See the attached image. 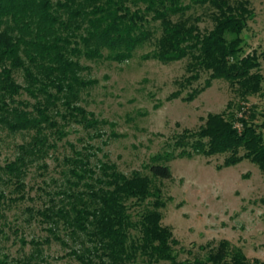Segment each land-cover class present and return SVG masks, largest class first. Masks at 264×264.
Listing matches in <instances>:
<instances>
[{
  "label": "rangeland",
  "instance_id": "obj_1",
  "mask_svg": "<svg viewBox=\"0 0 264 264\" xmlns=\"http://www.w3.org/2000/svg\"><path fill=\"white\" fill-rule=\"evenodd\" d=\"M57 1L52 0V4L56 5ZM237 1L240 0H231V3ZM248 1L253 16L241 34L238 57L255 54L263 81L260 93L248 96L245 103L222 79L211 80L209 87L193 100L185 99L192 90L205 86L211 72L199 70L197 81L180 86L177 83L189 75L188 59L163 64L144 58L153 52L161 35L159 22L151 20L152 14H146L144 29L152 37L134 50L129 60L121 63L109 60L105 50L102 59H79L81 78L93 83L81 91L77 105L96 124L92 127L71 121L63 124L61 115H54L63 124L65 135L58 139L57 135L46 133L48 155L33 159L27 165L22 192L17 191L2 170L15 161L20 146L27 145L35 133L12 132L0 124V264H79L69 256L71 250L88 255L86 249L90 245L84 238H74L61 223L52 225L40 216L48 209H68L70 191H87L83 186L85 179H76L70 173L74 160L85 163L84 168L89 170L86 179L100 177L104 165L114 166L126 177L139 174L150 178L166 202L160 210L161 225L172 231L176 242L172 251L177 263L205 260L222 240L228 241L231 249H240L247 264L254 260L264 263V204L261 202L264 172L247 160L223 167L225 155L166 160V156L180 151L175 148L176 137L183 130L197 131L209 114L224 113L226 119L233 121L245 107L256 114V123H264V0ZM130 7L132 11L137 8L144 11V6ZM181 7L182 17L189 18L201 33L213 28L214 11L208 4L181 0ZM8 20L2 18L0 31L13 34L22 31L17 22ZM14 79L20 86H26L21 71L14 72ZM177 91L180 95L172 96ZM15 99L27 104V110H32L36 102L24 91ZM58 110L65 114L60 103ZM261 132L264 139V126ZM188 141L190 144L192 139ZM157 156L163 157L157 163L170 168V179L152 178L149 166ZM151 203L152 199L142 203L128 201L132 220L137 221L145 209L151 208ZM50 229L55 230L61 241L53 239ZM130 234L135 238L140 236L138 229ZM124 264H146V259L137 257Z\"/></svg>",
  "mask_w": 264,
  "mask_h": 264
},
{
  "label": "trees",
  "instance_id": "obj_2",
  "mask_svg": "<svg viewBox=\"0 0 264 264\" xmlns=\"http://www.w3.org/2000/svg\"><path fill=\"white\" fill-rule=\"evenodd\" d=\"M195 2L208 4L214 11L213 28L207 33H201L189 18L182 17L181 0H59L56 5L52 0H0V21L5 17L9 22H17L22 30L18 34L0 31V124L12 132L35 133L27 145L20 146L15 161L2 170L18 192L23 191L27 165L48 155L46 133L60 139L65 135L63 124L69 121L87 127L96 124L77 105L81 91L93 83L81 78L79 59H102L105 50L109 60L118 63L129 60L134 50L152 37L144 29L146 14H152L151 20L159 22L161 35L153 52L144 58L163 64L188 59L189 75L177 83L180 86L197 81L199 70L211 72L205 86L192 90L185 99L193 100L214 79L227 81L234 95L244 103L248 96L260 93L263 79L258 71V57L255 54L238 57L241 34L253 16L249 1ZM139 5L144 6L143 12L139 8L131 10L130 6ZM16 71L23 73L26 86L17 84ZM22 91L36 100L32 110H27L28 105L22 101H16ZM179 95V91L172 94ZM58 103L64 107L65 114L58 110ZM238 112L240 116L233 121L226 119L224 113L209 114L197 131L183 130L174 142L180 151L166 156V160L225 155L223 167L247 160L264 172L261 132L264 123H256V114L245 107ZM54 115H61L62 125ZM188 139H192L190 144ZM162 160L161 156L154 157L149 172L152 178L170 179V168L157 163ZM73 163L70 173L76 179H85L83 186L87 191H70L68 209L61 207L40 213L47 223L56 226L61 223L71 236L84 238L90 245L86 249L88 255L71 250L70 257L79 264H94L93 257L98 264H124L137 257L146 259V264L161 261L184 264L177 263L173 255L176 242L172 231L161 225L160 210L166 202L150 178L139 174L126 177L114 166L104 165L100 177L86 179L89 170L84 168L85 163L76 160ZM148 199H152L151 208L145 209L134 222L126 203ZM261 202L264 204V198ZM135 229L140 233L137 238L130 234ZM49 231L54 240L61 241L54 229ZM194 264H247V259L240 249H231L229 242L222 240L205 260ZM252 264L264 263L254 260Z\"/></svg>",
  "mask_w": 264,
  "mask_h": 264
}]
</instances>
